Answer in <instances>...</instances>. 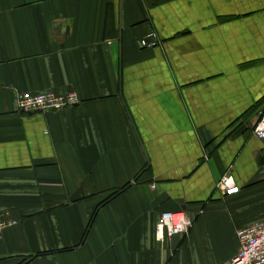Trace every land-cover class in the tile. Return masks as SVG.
I'll return each instance as SVG.
<instances>
[{
	"label": "crops",
	"instance_id": "1",
	"mask_svg": "<svg viewBox=\"0 0 264 264\" xmlns=\"http://www.w3.org/2000/svg\"><path fill=\"white\" fill-rule=\"evenodd\" d=\"M43 91L78 102L18 109ZM263 112L264 0H0V264H228L264 220ZM164 211L189 232L159 240Z\"/></svg>",
	"mask_w": 264,
	"mask_h": 264
},
{
	"label": "built area",
	"instance_id": "2",
	"mask_svg": "<svg viewBox=\"0 0 264 264\" xmlns=\"http://www.w3.org/2000/svg\"><path fill=\"white\" fill-rule=\"evenodd\" d=\"M152 38L148 40V38ZM159 42L151 33L141 41L144 47H154ZM17 107L22 112H49L73 106L78 102L74 93L58 95L52 91L38 93H18ZM253 134L259 139H264V112L253 127ZM155 186L152 185V188ZM216 187L224 195L235 194L239 191L234 177L227 173L217 182ZM11 222L0 216V236ZM192 226V219L183 211H164L160 214L156 225V235L159 240L172 237L180 233H187ZM239 249L228 264H264V220L237 230Z\"/></svg>",
	"mask_w": 264,
	"mask_h": 264
},
{
	"label": "trees",
	"instance_id": "3",
	"mask_svg": "<svg viewBox=\"0 0 264 264\" xmlns=\"http://www.w3.org/2000/svg\"><path fill=\"white\" fill-rule=\"evenodd\" d=\"M125 188H126V187H125ZM125 188H124V189H125ZM124 189H123V190H124ZM123 190H118L117 192L111 194V195L109 196V199L115 197L117 194H119V193H120L121 191H123Z\"/></svg>",
	"mask_w": 264,
	"mask_h": 264
}]
</instances>
